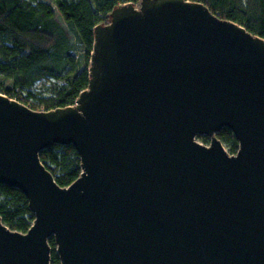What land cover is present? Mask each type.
<instances>
[{
  "label": "water",
  "instance_id": "obj_1",
  "mask_svg": "<svg viewBox=\"0 0 264 264\" xmlns=\"http://www.w3.org/2000/svg\"><path fill=\"white\" fill-rule=\"evenodd\" d=\"M94 34L74 105L0 93V184L35 217L0 216V264H50L51 237L61 264H264V38L190 0L123 4ZM53 146L80 157L67 187Z\"/></svg>",
  "mask_w": 264,
  "mask_h": 264
},
{
  "label": "trees",
  "instance_id": "obj_2",
  "mask_svg": "<svg viewBox=\"0 0 264 264\" xmlns=\"http://www.w3.org/2000/svg\"><path fill=\"white\" fill-rule=\"evenodd\" d=\"M221 19L244 26L264 38V0H190ZM140 0H0V93L33 110L74 105L88 88L95 27L110 21L113 9ZM41 110V109H38ZM217 137L234 155L238 141L229 128ZM206 142L207 136H198ZM40 158L61 187L82 173L72 146H53ZM0 216L12 230L26 233L35 217L26 196L0 184ZM50 264H61L53 238Z\"/></svg>",
  "mask_w": 264,
  "mask_h": 264
},
{
  "label": "rangeland",
  "instance_id": "obj_3",
  "mask_svg": "<svg viewBox=\"0 0 264 264\" xmlns=\"http://www.w3.org/2000/svg\"><path fill=\"white\" fill-rule=\"evenodd\" d=\"M137 4L139 5V3H137ZM108 22H109V20L106 21V24H107ZM43 108H44V107H42V106H38L36 110H38V109L43 110ZM197 141H198L199 143H205L206 145H209V144H210V141H209V142H206V141H204V140L201 139V138H197ZM224 147H225L226 150L228 151V148H227L225 145H224Z\"/></svg>",
  "mask_w": 264,
  "mask_h": 264
},
{
  "label": "bare ground",
  "instance_id": "obj_4",
  "mask_svg": "<svg viewBox=\"0 0 264 264\" xmlns=\"http://www.w3.org/2000/svg\"><path fill=\"white\" fill-rule=\"evenodd\" d=\"M52 238V237H51ZM54 240V239H53ZM55 243V242H54ZM56 246V245H55Z\"/></svg>",
  "mask_w": 264,
  "mask_h": 264
}]
</instances>
